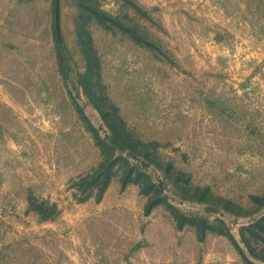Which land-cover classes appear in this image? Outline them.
I'll return each mask as SVG.
<instances>
[{
    "label": "rangeland",
    "instance_id": "obj_1",
    "mask_svg": "<svg viewBox=\"0 0 264 264\" xmlns=\"http://www.w3.org/2000/svg\"><path fill=\"white\" fill-rule=\"evenodd\" d=\"M0 264H264V0H0Z\"/></svg>",
    "mask_w": 264,
    "mask_h": 264
},
{
    "label": "trees",
    "instance_id": "obj_2",
    "mask_svg": "<svg viewBox=\"0 0 264 264\" xmlns=\"http://www.w3.org/2000/svg\"><path fill=\"white\" fill-rule=\"evenodd\" d=\"M93 178H95L96 180L94 183H99L98 187L101 188V190H105L106 186L109 183V176L105 172H100L96 173V175H93Z\"/></svg>",
    "mask_w": 264,
    "mask_h": 264
}]
</instances>
